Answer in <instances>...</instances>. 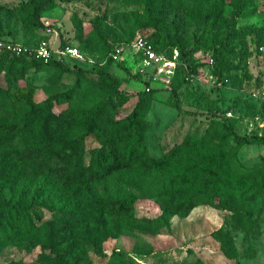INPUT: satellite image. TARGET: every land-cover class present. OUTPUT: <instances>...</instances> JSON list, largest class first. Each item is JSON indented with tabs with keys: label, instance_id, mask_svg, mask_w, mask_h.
I'll use <instances>...</instances> for the list:
<instances>
[{
	"label": "rangeland",
	"instance_id": "rangeland-1",
	"mask_svg": "<svg viewBox=\"0 0 264 264\" xmlns=\"http://www.w3.org/2000/svg\"><path fill=\"white\" fill-rule=\"evenodd\" d=\"M26 1L0 0L1 38L34 45L46 37L57 48L62 34L80 49L82 57L78 60L85 71L66 72L55 83L52 80L53 73H57L55 67L29 68V76L36 83L34 101L42 103L74 87L79 96L93 97L91 106L95 107L98 101L114 102V117L101 123L100 137L90 133L93 124L85 123L90 132L80 138L83 165L95 164L104 140L125 124L140 102L137 95L119 102L102 89L98 71L108 66L120 78L122 90L157 89L143 121L144 140L153 157L164 158L189 135L201 137L209 130L217 134L209 146L210 154L228 150L239 175L249 170H261L264 174V141L241 142L227 134L221 125V120L229 119L241 135L264 136V0H245V12L231 29V37L228 31L233 21L234 0H221L219 4L215 0L155 1L157 18L167 39L160 48L168 62L163 65V72L146 68L132 45L135 36L153 37L154 28L146 23L152 14L149 16L145 0H58L56 8L42 15L46 28L41 29L26 21L29 13ZM99 31L113 46L124 47L121 60L112 58V50ZM176 34L186 48L192 47L198 37L196 52L183 55L175 44ZM222 41L225 44L216 58L215 44ZM120 62L130 75L119 67ZM190 68L193 71L188 76ZM178 83H183L182 111L170 103V90ZM10 101L16 104L19 125L30 115L31 107L16 96ZM67 107L68 102L57 103L53 111L59 115ZM70 140L57 145L56 150L62 151L66 146L73 149L77 140ZM244 179V188L229 197L228 205L202 201L187 216H182L172 210L165 212L156 198L170 181L179 184L178 179L130 170L114 171L97 186L92 207H81L76 221H71L78 246L70 262L264 264V180H258L253 190L258 194L253 197L251 191L242 193L249 190L254 178ZM131 196L138 199L131 219L118 228L104 206L114 199ZM44 213V220H54L60 212L50 208L44 209ZM163 213L169 215L166 222L159 218ZM57 257L55 250L40 244L11 241L1 248L0 264L51 263Z\"/></svg>",
	"mask_w": 264,
	"mask_h": 264
},
{
	"label": "trees",
	"instance_id": "trees-1",
	"mask_svg": "<svg viewBox=\"0 0 264 264\" xmlns=\"http://www.w3.org/2000/svg\"><path fill=\"white\" fill-rule=\"evenodd\" d=\"M145 1L149 16L152 14L146 23L149 22L148 24L154 28L153 37L148 39L160 52L167 39L153 4L157 0ZM215 1L218 4L221 2ZM234 3L235 10L228 31L229 37L232 36L231 29L236 25L238 17L245 12V0H234ZM25 5L29 8L26 21L35 29H41L46 28L42 15L56 8L58 0H27ZM99 34L105 45L114 51L115 45L110 44L101 31ZM137 37L135 36L132 41ZM61 38L60 47L72 45L62 34ZM42 39L47 38L41 37L34 45H23L36 47ZM175 44L183 55H190L198 49L199 39L197 37L194 45L186 48L180 35L176 34ZM224 44V41L215 44L216 58ZM137 56L141 59L139 55ZM79 62L75 58H60L57 55L46 60L30 51L21 55L1 54L0 251L11 241L37 243L44 248L55 250L58 254L53 262L42 264H75L77 261L70 262V258L78 246V238L74 229L70 228L71 221L73 219L76 221V214L81 207H92L101 180L117 170L178 179L179 184L170 181L156 198L164 205L165 212L172 210L182 216H187L194 206L202 201L218 206L228 205L229 197L239 194L238 190L242 191L241 188H244V178L254 179L249 190L242 194L250 191L253 197L258 194V191L253 190L255 186L257 187L258 180H264L262 171L249 170L239 175L233 168L232 155L228 150L210 154L209 146L217 134L209 130L201 137L189 135L164 158L153 157L144 140L143 121L149 110V101L157 89L149 88L148 91L143 89L136 92L122 90L120 78L112 73L108 66L98 71L102 89L119 102L129 100L134 95L139 97L140 102L125 124L104 140L97 151L95 164L83 165L80 138L90 132L85 123L93 124L94 128L90 133L100 137L101 123L114 117V102L98 101L95 102V107L91 106L92 96L87 97L86 94L79 96L78 89L71 87L50 96L42 103H36L34 101L36 83L28 71L29 68L51 65L57 70L52 77L56 83L66 72L77 69L79 74L84 73ZM118 65L129 74L128 68L122 62ZM192 71L193 68H190L188 76ZM22 81L25 84H22ZM182 86L183 83H178L170 90L172 97L170 103L179 111L184 109L180 93ZM15 96L27 101L31 107L30 115L19 125L16 123L19 122L16 104L10 101ZM65 102H68V107L57 115L53 111L55 104ZM221 121L224 131L241 142L264 141V136L239 134L229 119ZM69 139L70 142L77 140L73 149L66 146L67 148L62 151L56 150L57 145L66 143ZM248 174L250 176H247ZM223 200L225 201L222 202ZM137 201L138 199L132 196L118 198L104 207L108 208V215L114 218L115 224L120 228L125 221L131 219L130 214ZM50 208L57 209L60 213H57V219L44 220V209ZM159 218L166 222L169 215L163 213ZM136 228L142 231L147 229Z\"/></svg>",
	"mask_w": 264,
	"mask_h": 264
},
{
	"label": "built area",
	"instance_id": "built-area-1",
	"mask_svg": "<svg viewBox=\"0 0 264 264\" xmlns=\"http://www.w3.org/2000/svg\"><path fill=\"white\" fill-rule=\"evenodd\" d=\"M132 45L146 68H154L159 72L164 71L165 67L163 65L168 64V62L165 56L156 49L155 45L147 37L138 36L132 42ZM27 51L35 52L39 57L46 60L53 55H57L60 58L71 57L79 59L82 57L80 49L74 45H67L65 47L58 46L55 48L50 44L49 40L42 39L36 47H31L6 38H0V60L2 53L21 55ZM123 53L124 49L122 47L115 46L111 56L114 60H119L122 58Z\"/></svg>",
	"mask_w": 264,
	"mask_h": 264
}]
</instances>
